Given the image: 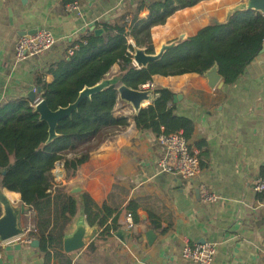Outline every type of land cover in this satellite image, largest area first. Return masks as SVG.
<instances>
[{"label": "crops", "instance_id": "crops-1", "mask_svg": "<svg viewBox=\"0 0 264 264\" xmlns=\"http://www.w3.org/2000/svg\"><path fill=\"white\" fill-rule=\"evenodd\" d=\"M154 1L77 0L78 9L69 11L63 0H0V108L20 100L32 102L29 95L39 88L37 79L52 82L48 71L71 56L73 45L95 34L93 27L104 30L103 24L147 19V6ZM243 1L202 0L178 10L164 25L152 28L155 51L163 43L226 22L228 10ZM40 29L49 30L56 45L41 55L17 60L19 38ZM120 69L115 65L107 78L120 74ZM151 83L154 91L172 90L178 97L175 114L193 121L189 142L201 159L199 176L184 181L162 172L157 134L139 129L134 108L120 99L117 114L130 117V125L93 151L75 176H67L64 161L56 164L49 197L34 210L32 242L19 237L0 242V264H196L182 257V248L207 242L217 248L211 264H264V200L253 187L264 176V52L236 83L222 88L211 87L205 75L196 73L155 76ZM155 98L154 94L143 106ZM76 181L84 183L83 193L97 205L122 211L117 232L124 231V239L117 232L103 235L102 228L87 224V243L81 250L67 253L62 247L45 252L40 247L43 237L59 236L57 189L67 192ZM202 188L217 200L204 202ZM0 192L14 206L22 204L20 194L2 187L1 180ZM131 202L139 205V221L129 229L125 208ZM80 221L86 222L82 208L65 235L74 232ZM151 230L156 233L153 243L147 236Z\"/></svg>", "mask_w": 264, "mask_h": 264}, {"label": "trees", "instance_id": "trees-1", "mask_svg": "<svg viewBox=\"0 0 264 264\" xmlns=\"http://www.w3.org/2000/svg\"><path fill=\"white\" fill-rule=\"evenodd\" d=\"M76 1L63 0V3L67 6ZM200 1L156 0L147 6V19L134 17L121 24H103L105 34L89 33L83 41L73 45L75 50L71 56L48 71L53 77L52 82L43 77L37 79L42 89L40 99L53 111L67 108L77 101L84 88L93 87L107 78L115 65H121L122 83L134 90H140L155 76L205 75L215 66L225 84L236 83L262 52L264 14L260 12H238L228 22L211 24L187 38L147 68L134 66L130 38L135 46L144 47L153 54L152 28L164 25L175 12L193 7ZM135 25L139 28L133 31ZM154 94L156 98L152 104L134 115L137 127L152 130L157 135L163 131L167 134L183 131L190 141L194 123L175 114L176 94L170 89L155 90ZM120 101L115 86L83 99L70 117L59 122V136L50 144L47 142L49 125L40 119L36 103L20 100L0 108V180L2 187L19 193L26 205L23 226L30 220L34 222V210L49 197L58 162H65L67 176H75L93 151L130 125V117L117 114ZM1 171L5 173L1 174ZM260 198L264 200V192ZM56 207L59 236L43 237L40 247L45 252L49 248L62 249L67 228L81 208L87 224L102 228L103 235H111L121 228L122 211L107 204L97 205L88 193L70 195L64 188H59ZM138 208L135 202L125 208L135 223L139 221Z\"/></svg>", "mask_w": 264, "mask_h": 264}, {"label": "water", "instance_id": "water-1", "mask_svg": "<svg viewBox=\"0 0 264 264\" xmlns=\"http://www.w3.org/2000/svg\"><path fill=\"white\" fill-rule=\"evenodd\" d=\"M250 10L264 14V0H244L243 2L231 7L228 10L226 22H228L231 17L238 12ZM92 30L97 36L104 32L103 29H98L96 27H93ZM36 31L37 30H34L33 33L29 34H34ZM184 40H186L185 36H181L179 39L172 42L163 43L161 48L158 51H155L153 54L148 53L147 49L144 47H138L134 45V51L132 53L133 63L137 66V68H147L152 62L160 61L167 51L181 44ZM263 52L264 44L261 53ZM205 77L209 80V84L213 88H222L225 85L224 81L222 80V76L219 74L217 66L208 71L205 74ZM111 86L117 87L120 99L130 104L134 108L136 114L142 108H146V106L143 105L151 102L153 99V91L141 89L134 90L127 87L122 83V77L120 74L112 78H105L103 81L93 87L84 88L74 104H71L67 108H60L56 111L51 110L46 101L38 98V95L42 93L41 87L32 92L29 95L31 101L34 103L38 102L35 107L36 112L40 114V119L42 121H46L49 125V139L47 142L50 144L59 136L57 133L59 122L66 117H70L72 113L77 110L83 99L91 97L93 94L101 92ZM177 98V96L174 98V102L177 101ZM4 173L5 171L2 172V174ZM84 191V183L82 181L72 182L67 188V193L70 195H76L83 193ZM0 202L3 206V215L0 217V242H7L24 234L22 216L26 213L27 207L23 202L20 206H14L2 192H0ZM87 228V223L85 221H80L77 224L74 232L65 235L63 242L65 252L71 253L81 250L83 247H85L87 243ZM116 235L119 238L124 239L123 237L125 232L121 230L117 232ZM147 236L149 242L153 243L156 238V233L154 230H151L148 232ZM33 243L35 246L39 245V241H35Z\"/></svg>", "mask_w": 264, "mask_h": 264}, {"label": "built area", "instance_id": "built-area-1", "mask_svg": "<svg viewBox=\"0 0 264 264\" xmlns=\"http://www.w3.org/2000/svg\"><path fill=\"white\" fill-rule=\"evenodd\" d=\"M69 11L78 9L77 2L67 5ZM57 41L54 35L47 29L37 30L34 34H26L19 38L15 47V57L17 60H24L29 57L41 55L51 50ZM134 46V43H132ZM74 50L69 52L70 55ZM141 90H151L154 92V84L147 83ZM38 103V102H37ZM36 103V104H37ZM157 142L162 150V158L159 167L162 172L172 174L184 181L195 180L202 169L199 154L195 152L183 131L176 133H165L157 135ZM254 189L258 193L264 192V177H259L254 181ZM201 197L204 202H214L218 196L212 194L207 188H202ZM129 229L133 228L134 220L129 214L127 217ZM32 225L24 228V234L19 238H24L25 242H32ZM217 248L210 242L195 244L193 246L185 244L181 255L184 259L196 264H211L216 256Z\"/></svg>", "mask_w": 264, "mask_h": 264}, {"label": "rangeland", "instance_id": "rangeland-1", "mask_svg": "<svg viewBox=\"0 0 264 264\" xmlns=\"http://www.w3.org/2000/svg\"><path fill=\"white\" fill-rule=\"evenodd\" d=\"M28 224H29V225H28L27 227H29L30 225H32V221L30 220ZM23 227H24V226H23ZM27 227H26V228H27Z\"/></svg>", "mask_w": 264, "mask_h": 264}, {"label": "bare ground", "instance_id": "bare-ground-1", "mask_svg": "<svg viewBox=\"0 0 264 264\" xmlns=\"http://www.w3.org/2000/svg\"><path fill=\"white\" fill-rule=\"evenodd\" d=\"M146 105V104H145Z\"/></svg>", "mask_w": 264, "mask_h": 264}]
</instances>
